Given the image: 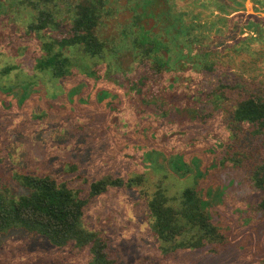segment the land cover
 Returning a JSON list of instances; mask_svg holds the SVG:
<instances>
[{"label": "trees", "instance_id": "1", "mask_svg": "<svg viewBox=\"0 0 264 264\" xmlns=\"http://www.w3.org/2000/svg\"><path fill=\"white\" fill-rule=\"evenodd\" d=\"M60 1L0 0V7L17 2L34 13V20L21 36L24 48L12 41L5 45L11 48L9 53L0 58L1 128L11 125L15 100L22 106L38 92L50 112H35L25 104L27 122H40L45 117L72 121L74 116L77 121L85 117L96 125L97 120L106 118L101 128L106 131L103 146H109L113 155H145L141 158L149 164L148 169L160 172L163 164L158 159L168 154L157 145L163 146L173 152L166 158L167 165L186 186L170 193L164 186L166 174L149 182L143 172L126 178L108 171L92 181L84 195L67 179L50 172H16L0 183V241L21 231L54 247L90 245L87 264H120L106 236L79 224L95 196L113 188H137L146 199L149 229L165 261L184 254L194 259L193 264H264V254H259L264 250V89L224 73L217 53L204 44L206 32L176 16L173 32L181 35L176 62L183 60L190 66L188 74L195 75L196 102L213 104L209 111L193 104L186 119L177 118L173 114L180 104L178 95L166 102L147 90L155 69L146 60L160 46L147 36L149 33L142 38L136 31L150 32L153 22L148 19L142 24L139 13L135 15L139 10L136 6L128 19L129 23L137 16L132 27L127 30L126 23L118 24L120 38H132L133 46L123 52L120 47H107V41L116 37L101 29L111 13L109 0ZM152 2L155 11L166 4L170 8L168 0ZM260 4L264 6V0ZM247 19L245 26L263 38L258 24L264 18L249 15ZM221 20L224 27L226 19ZM147 42L153 45L139 48ZM242 44L245 46L244 41ZM138 48L141 72L132 76L129 84L117 83L114 70L126 74L123 66ZM108 50L111 54H106ZM18 53L24 62L33 61L29 63L31 74L17 73L20 63L12 56ZM152 59L161 62L158 56ZM164 64L167 66V61ZM39 99L36 96L30 101ZM92 107L99 110L92 112ZM74 108L77 112L71 113ZM136 136L140 138L133 141ZM76 168L77 164L69 163L70 171ZM11 180L17 189L11 188ZM244 188L248 189L244 195L235 192Z\"/></svg>", "mask_w": 264, "mask_h": 264}, {"label": "rangeland", "instance_id": "2", "mask_svg": "<svg viewBox=\"0 0 264 264\" xmlns=\"http://www.w3.org/2000/svg\"><path fill=\"white\" fill-rule=\"evenodd\" d=\"M58 1L61 3L60 0ZM260 1L262 0H168L170 8L166 4L164 9L158 7L155 11L152 0L151 2L149 0H109L107 9L111 13L101 29H104L106 33L112 32L116 37L115 40L107 41V47H120L124 49L123 52H127L133 46L132 38L130 36L120 38L119 29L121 24L126 23L128 30L132 27V23L137 21L135 16L128 23L136 6L139 10L135 15L139 13L142 24L148 19L153 22L150 32L136 31L142 38L149 33L147 36L156 39L160 46L158 51L150 52L152 57L146 60L150 62L149 66L155 69L152 73L153 80L147 85L148 93L160 96L166 102H171L175 95H178L180 104L176 107L177 110L173 116L186 119L187 112L193 104H197L200 108L204 107L208 111L213 110V104L197 103L195 75L188 74L187 69L190 66L184 64L183 60L182 63L176 62L179 53L177 41L181 39V35L178 37V32H173L176 23L174 18L179 16L182 22L200 25L198 28L204 30L207 35L204 44L217 53V61L224 73L230 77L243 78V81L251 86L264 89V20L260 25L258 24L263 38L245 26L249 15L257 19L264 18V6H261ZM148 3H150L149 6ZM220 7H223L227 13L220 10ZM222 17L226 19L224 27ZM33 20V10L17 2L12 4L7 2L0 7V58H3V53H9L11 48L9 46L6 48L5 45L12 41H16V44L24 48V40L21 36L24 35L23 31L28 23ZM135 27L141 30L138 25ZM251 37L253 40L250 41ZM243 41L245 46L244 43L242 44ZM152 45L147 42L140 43L138 46L141 48ZM139 48V52L134 51L133 56L128 58L129 62L124 64L122 70L126 71V74L114 70L116 71L114 76L118 77L113 79L114 81L119 84H129L132 76L139 75L137 72L141 70L138 69V64L142 58ZM106 54L111 52L108 50ZM106 54H102V57ZM153 56H158L161 62L152 59ZM12 58L20 63V70L17 71L19 75L33 72L29 65L33 61L24 62L22 53ZM164 61H167V66ZM75 84L72 83V85ZM34 89L35 87L32 91ZM118 89L122 93V88ZM17 90L14 89V91ZM36 96L40 99L35 102L30 101ZM77 98L78 95L75 96V102ZM41 99H43L42 95L37 92L28 98L25 104L35 112L38 109L41 113L50 112ZM25 104L19 106L15 100L13 107L16 113L11 119V125L5 129L0 126V183L16 172L40 175L50 172L67 179L75 188L81 189L84 195H87L89 184L110 171L126 178L143 172L149 178V182H156L166 174L168 177L165 178L164 186L170 193L186 186V181L180 179L178 174L171 171L167 165L166 158L173 154L167 148L157 145V149L168 155H160L158 162L163 165L159 168L160 172L154 171L158 168L148 169L149 164L142 160L145 155H113L109 146H103L105 141L103 135L106 131L101 128L106 118L97 120L96 125L88 123L85 117H80L81 120L77 121L78 117L76 119L74 116L72 121H59L45 117L40 122L31 123L25 120V114H27V111L23 110ZM82 107L85 106L82 105ZM98 110L99 108L92 107L91 111ZM70 112L76 113L77 109L74 108ZM80 125L83 127L82 131L78 130ZM108 137L112 141L111 134H108ZM139 138L136 136L133 141ZM69 163L77 164L75 171L69 170ZM9 184L11 188H16L15 181L11 180ZM247 191V188L235 190L242 195ZM235 205L238 206L239 202ZM146 213V199L139 194L137 188H113L92 198L79 226L86 225L89 230L98 231L106 236L109 239L110 250L118 256L120 264H193L194 259H189L184 254L167 261L160 257L158 243L149 229ZM44 240L22 234L21 231L6 236L0 241V264H87L90 245L77 248L70 244L59 248ZM259 254L263 255L264 250ZM223 262H225L224 259Z\"/></svg>", "mask_w": 264, "mask_h": 264}]
</instances>
